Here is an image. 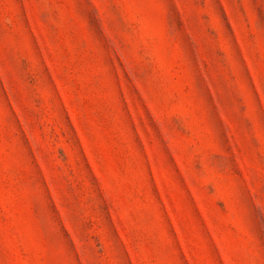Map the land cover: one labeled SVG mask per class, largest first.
I'll list each match as a JSON object with an SVG mask.
<instances>
[{"label": "rangeland", "instance_id": "1", "mask_svg": "<svg viewBox=\"0 0 264 264\" xmlns=\"http://www.w3.org/2000/svg\"><path fill=\"white\" fill-rule=\"evenodd\" d=\"M0 264H264V0H0Z\"/></svg>", "mask_w": 264, "mask_h": 264}]
</instances>
